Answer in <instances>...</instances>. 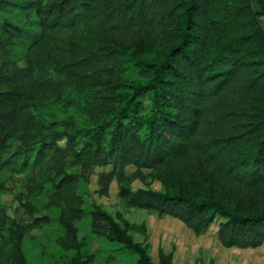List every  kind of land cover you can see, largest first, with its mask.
I'll use <instances>...</instances> for the list:
<instances>
[{"label":"trees","instance_id":"trees-1","mask_svg":"<svg viewBox=\"0 0 264 264\" xmlns=\"http://www.w3.org/2000/svg\"><path fill=\"white\" fill-rule=\"evenodd\" d=\"M126 74L141 78L129 92ZM89 86L92 125L43 117L44 101L64 93L70 102ZM45 149L46 172L26 189L50 182L47 204L59 207L63 229L56 243L75 251L69 264H91L77 224L86 213L93 232L153 264L113 215L84 207L78 186L94 166H109L97 173L100 195L115 179L127 207L177 217L196 233L215 222L226 247L262 244L264 0H0V171L11 156ZM143 169L163 189L131 187ZM31 225L0 206V264H29ZM158 264L171 263L161 255Z\"/></svg>","mask_w":264,"mask_h":264},{"label":"rangeland","instance_id":"rangeland-1","mask_svg":"<svg viewBox=\"0 0 264 264\" xmlns=\"http://www.w3.org/2000/svg\"><path fill=\"white\" fill-rule=\"evenodd\" d=\"M40 68H35V75ZM141 78L125 75L122 90L131 91V85ZM96 93L94 86L76 92L74 100L68 101L64 93L44 101L39 108L47 120H55L62 125L65 121H74L79 126H90L93 118L86 108L87 99ZM144 110L149 106L144 98ZM14 142L15 139H14ZM36 150L10 157L9 162L1 168L0 178L3 188L0 190V206L10 218L24 223H31L30 230L24 235L22 249L29 264H69L75 256L74 250H64L56 243V236L63 229L56 221L59 207L48 205L51 192L50 182H45L38 193L30 194L28 182L45 174L48 164L47 155L35 157ZM109 166H94L87 178L79 182L78 191L84 198V207L89 210L93 204L99 205L118 221L121 227L135 241L145 246L153 264L159 263L161 255L169 257L171 264H264V242L256 247H226L217 238V224L214 222L204 230L196 233L182 220L171 215H159L155 209L127 207L118 195L117 181L113 179L107 193L100 195L97 191V173ZM68 171H78V165L66 166ZM134 170L129 166L127 171ZM144 177L135 178L130 185L163 189L161 182L148 169H143ZM27 200L36 206L33 214L27 211L22 202ZM47 215L48 220L34 221V216ZM82 250L92 255L91 264H137V255L119 242L106 239L91 229V215L86 213L77 220ZM6 230L0 231V250L4 244ZM89 254V255H90ZM86 255V254H85Z\"/></svg>","mask_w":264,"mask_h":264}]
</instances>
